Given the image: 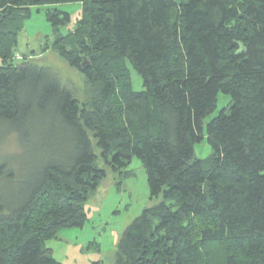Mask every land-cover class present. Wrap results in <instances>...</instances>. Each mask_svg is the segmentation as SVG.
<instances>
[{"label":"trees","instance_id":"1","mask_svg":"<svg viewBox=\"0 0 264 264\" xmlns=\"http://www.w3.org/2000/svg\"><path fill=\"white\" fill-rule=\"evenodd\" d=\"M68 3L79 17L61 34L70 17L54 6ZM37 6L54 31L44 49L83 77V101L16 56ZM219 93L228 107L204 127ZM8 135L33 160L0 157V264H60L43 244L83 227L107 175L97 161L117 171L132 157L160 199L125 228L113 264H264V0H0ZM204 136L207 164L194 160Z\"/></svg>","mask_w":264,"mask_h":264},{"label":"rangeland","instance_id":"2","mask_svg":"<svg viewBox=\"0 0 264 264\" xmlns=\"http://www.w3.org/2000/svg\"><path fill=\"white\" fill-rule=\"evenodd\" d=\"M48 8L50 7L37 6L31 9L30 17L18 35L16 56H30L39 66L56 72L60 80L71 88L75 97L83 101L86 98L83 77L70 69L51 49H44L46 44L49 45L54 40V31L45 17ZM54 8L68 13L70 17V21L60 29V33L65 34L72 30L79 17V3L59 4ZM130 73L133 89L142 90L140 76L132 69ZM229 100L228 95L218 94L216 108L204 119V127L223 108L228 107ZM13 140V136L8 135L0 142V157L8 161L16 159L15 163L19 167L22 163L29 165L33 160L32 156L16 142L13 143ZM211 155L212 148L204 136L194 145V160L207 164ZM97 165L104 168L107 175L98 189L83 203L87 216L83 227L62 228L55 237L47 239L43 244L51 250L52 258L60 264H113L117 242L125 228L144 209L159 202L160 198L150 199L147 175L138 158L132 157L126 167L117 171H112L107 165L103 167L100 160ZM8 187L4 186L0 193L4 195L7 190L10 191ZM14 193L16 195L15 191Z\"/></svg>","mask_w":264,"mask_h":264}]
</instances>
